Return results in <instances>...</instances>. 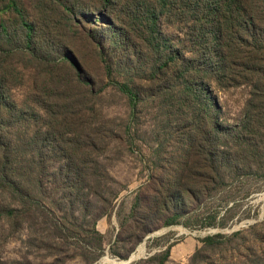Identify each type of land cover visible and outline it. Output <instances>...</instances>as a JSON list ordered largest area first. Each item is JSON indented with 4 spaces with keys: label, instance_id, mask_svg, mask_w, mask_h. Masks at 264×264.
I'll use <instances>...</instances> for the list:
<instances>
[{
    "label": "rangeland",
    "instance_id": "1",
    "mask_svg": "<svg viewBox=\"0 0 264 264\" xmlns=\"http://www.w3.org/2000/svg\"><path fill=\"white\" fill-rule=\"evenodd\" d=\"M15 2L0 264H264V1L221 20L212 63L191 0Z\"/></svg>",
    "mask_w": 264,
    "mask_h": 264
},
{
    "label": "trees",
    "instance_id": "2",
    "mask_svg": "<svg viewBox=\"0 0 264 264\" xmlns=\"http://www.w3.org/2000/svg\"><path fill=\"white\" fill-rule=\"evenodd\" d=\"M194 6H196L198 14L201 16V19H208V20H214L215 22L211 23L210 30L204 31V26H200L198 37L199 41L202 45L201 48H203L205 56L208 57L206 61L212 63V61H215L220 56V50L218 46H220L221 41H223L225 34L223 32V26L221 23V20H237L238 14L237 11H241L243 8V5H241V0H191ZM244 1L245 5H253L254 0H242ZM264 1V0H263ZM10 5L9 7H12L15 11H20V8L17 6L15 0H9ZM103 2L107 5L113 2V0H103ZM237 2L239 5L237 7L234 6V3ZM253 14L250 12V10L246 9L244 10V14L240 20H252ZM233 18V19H232ZM23 24L25 25V28L27 29V36L30 39L32 36V26L26 21L23 20ZM159 37L163 38V32L162 28H159L156 30ZM178 50V49H177ZM171 50L174 55V59H178L180 54L178 51ZM110 68V66H108ZM119 88L128 94V97L132 103V106H136V102L138 99V94L134 92L127 84H119ZM4 158V155H3ZM5 165V163H4ZM1 165L2 172L4 173L3 177L8 178V172L6 170V166ZM14 183V181H13ZM16 209L13 207H10L7 210V213L14 214V211ZM2 216V212H0V217ZM166 255H169V250H167Z\"/></svg>",
    "mask_w": 264,
    "mask_h": 264
}]
</instances>
